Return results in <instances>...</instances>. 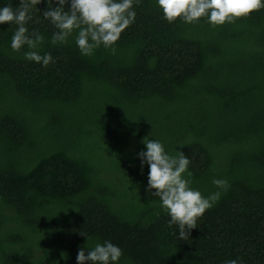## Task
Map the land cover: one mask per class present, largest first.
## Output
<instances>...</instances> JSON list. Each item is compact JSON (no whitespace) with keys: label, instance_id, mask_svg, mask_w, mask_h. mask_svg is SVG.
Segmentation results:
<instances>
[{"label":"trees","instance_id":"16d2710c","mask_svg":"<svg viewBox=\"0 0 264 264\" xmlns=\"http://www.w3.org/2000/svg\"><path fill=\"white\" fill-rule=\"evenodd\" d=\"M133 7L115 52L90 56L71 36L50 43L33 8L43 67L0 25V264H76L97 239L120 246L119 264H264V8L212 26ZM144 136L188 156L203 195L229 182L182 239L145 191Z\"/></svg>","mask_w":264,"mask_h":264},{"label":"clouds","instance_id":"9594fccd","mask_svg":"<svg viewBox=\"0 0 264 264\" xmlns=\"http://www.w3.org/2000/svg\"><path fill=\"white\" fill-rule=\"evenodd\" d=\"M138 0H43L45 7L36 6L41 0H16L15 6L0 3V25L13 27L8 47L13 52L22 51L25 60L42 67L54 62L49 52L40 51L44 35L29 29L27 21L35 8L54 29L49 37L52 44L64 43L70 36L81 55L90 56L94 49L104 47L115 52V42L121 32L135 21L133 7ZM162 18L171 23L177 19L194 23L201 19L212 26L233 22L254 10L264 8V0H154ZM143 148L136 153L143 170L147 165L145 191L158 197L159 206L168 216L167 223L175 224L178 237L188 236L187 230L196 227V220L219 199L221 189L229 186L227 179L213 176L215 191L203 195L192 186L189 157L176 150L172 154L155 138L144 136ZM85 240H90L81 232ZM122 249L108 239L93 240L89 246L78 247L76 264H119ZM221 264H243L236 258H226Z\"/></svg>","mask_w":264,"mask_h":264}]
</instances>
